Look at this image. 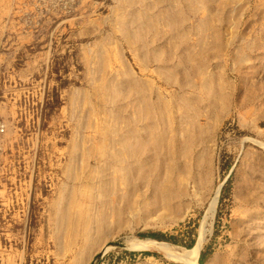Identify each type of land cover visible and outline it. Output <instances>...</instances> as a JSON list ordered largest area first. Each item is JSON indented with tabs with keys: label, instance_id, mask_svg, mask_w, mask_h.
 <instances>
[{
	"label": "rangeland",
	"instance_id": "rangeland-1",
	"mask_svg": "<svg viewBox=\"0 0 264 264\" xmlns=\"http://www.w3.org/2000/svg\"><path fill=\"white\" fill-rule=\"evenodd\" d=\"M0 2V264H188L199 239V264H264V0ZM169 179L182 213L144 200Z\"/></svg>",
	"mask_w": 264,
	"mask_h": 264
},
{
	"label": "bare ground",
	"instance_id": "bare-ground-1",
	"mask_svg": "<svg viewBox=\"0 0 264 264\" xmlns=\"http://www.w3.org/2000/svg\"><path fill=\"white\" fill-rule=\"evenodd\" d=\"M1 1V0H0ZM216 2V1H215ZM0 3H2V2H0ZM6 5V4H5ZM8 5V4H7ZM1 8V7H0ZM7 8V7H6ZM206 8V7H205ZM2 9V8H1ZM10 9V8H9ZM229 10V9H228ZM4 11V10H3ZM2 11V12H3ZM240 11V10H239ZM207 12V11H206ZM229 14V13H228ZM209 15V14H208ZM152 20V19H151ZM151 20H149V22H151ZM156 22H158V20L156 19V18H153V21L151 22L152 23V26H154L155 25V23ZM172 22L173 23H175V24H177V23H179V19H176V21L175 20H172ZM177 22V23H176ZM182 23V22H181ZM184 23V22H183ZM178 25V24H177ZM156 26V25H155ZM158 26V25H157ZM167 27H168V25H167ZM181 27V26H180ZM154 28V27H153ZM152 28V29H153ZM196 28V27H195ZM232 29V28H231ZM234 30H236V29H234ZM155 31H156V29H155ZM158 31V30H157ZM156 31V32H157ZM185 31H186V29H185ZM154 32V31H153ZM155 32V33H156ZM187 33V32H186ZM179 34V33H178ZM180 34H182L181 32H180ZM190 34V33H189ZM177 35V34H176ZM153 36H154V34H153ZM180 36V35H179ZM155 37V36H154ZM177 40H178V38H177ZM172 43V42H171ZM213 43V42H212ZM221 43V42H220ZM173 45H174V43H173ZM204 45V44H203ZM181 46V45H180ZM223 49H224V47H223ZM159 52V51H158ZM175 52V51H174ZM173 52V53H174ZM220 52H222V51H220ZM175 54V53H174ZM203 54V53H202ZM221 54H223V53H221ZM218 55V54H217ZM219 57V56H218ZM144 58V57H143ZM141 59V58H140ZM156 59V58H155ZM187 59V58H186ZM143 60V59H142ZM172 60H173V57H172ZM145 61V60H144ZM162 61V60H161ZM196 61V60H195ZM160 62V61H159ZM201 63V62H200ZM175 66V65H174ZM200 68H202V67H200ZM199 68V69H200ZM203 69V68H202ZM207 69V68H206ZM201 70V69H200ZM199 72V71H198ZM206 72V71H205ZM130 73V72H129ZM176 74V73H175ZM200 74V73H199ZM132 75V74H131ZM201 75V74H200ZM218 76V75H217ZM147 77V76H146ZM210 77V76H209ZM211 78V77H210ZM210 82V81H209ZM211 83V82H210ZM221 83H223V82H221ZM139 87V86H138ZM214 87H215V85H214ZM222 89V88H221ZM224 89V88H223ZM122 90V89H121ZM120 90V91H121ZM141 90V89H140ZM149 90V89H148ZM147 90V91H148ZM124 91V90H123ZM132 91V90H131ZM136 91V90H135ZM225 91V90H224ZM117 92H118V90H117ZM125 92V91H124ZM123 93V92H122ZM121 93V95H123ZM125 93H129V95H130V92H129V90H128V92H125ZM139 93H142V92H139ZM119 94H120V92H119ZM128 95V94H127ZM161 95V94H160ZM223 95V94H222ZM125 96V95H124ZM140 96V95H139ZM123 97V96H122ZM125 98V97H124ZM128 98V97H127ZM137 99V98H136ZM143 100V99H142ZM145 100V99H144ZM159 100H161V99H159ZM165 100V99H164ZM163 101V100H162ZM221 101V100H220ZM133 102V101H132ZM172 102V101H171ZM127 103V102H126ZM125 103V104H126ZM131 103V102H130ZM156 103V102H155ZM165 102H163V104H164ZM76 104V103H75ZM135 104V103H134ZM139 104V103H138ZM142 104V103H141ZM220 104H221V102H220ZM224 104V103H223ZM165 105V104H164ZM73 106V105H72ZM146 106V105H145ZM168 106V105H167ZM127 107V106H126ZM148 107V106H147ZM146 107V108H147ZM158 107V106H157ZM166 107V106H165ZM133 108V107H132ZM144 108V107H143ZM142 108V109H143ZM222 108V107H221ZM123 109H125V108H123ZM127 109V108H126ZM125 109V110H126ZM218 109V108H217ZM94 110V109H93ZM120 110H121V108H120ZM131 110H133V109H131ZM139 110V109H138ZM147 110V109H146ZM201 110V109H200ZM215 110V109H214ZM97 111V110H96ZM122 111V110H121ZM137 111V110H136ZM148 111V110H147ZM151 109H149V115H151L152 113H151ZM162 111V110H161ZM139 112H140V110H139ZM213 112V111H212ZM76 113V112H75ZM74 113V114H75ZM108 113V112H107ZM107 113H106V115H107ZM111 113V112H110ZM112 113H114V115H115V113L116 112H112ZM143 113H144V111H143ZM177 113V112H176ZM68 114V116L69 115H71V114H69V113H67ZM73 114V115H74ZM147 114V113H146ZM202 114V113H201ZM76 115V114H75ZM138 115H140V114H138ZM161 115V114H160ZM204 115V114H203ZM119 116V115H118ZM136 116H137V114H136ZM145 116V115H144ZM163 116H164V113H163ZM165 116H166V114H165ZM70 117V116H69ZM117 117V116H116ZM115 117V118H116ZM121 117V116H120ZM154 117V116H153ZM167 117V116H166ZM73 118V117H72ZM76 118V117H75ZM101 118H103V116H101ZM134 118H136V117H134ZM140 118H141V116H140ZM139 118V119H140ZM145 118H146V116H145ZM149 118V117H148ZM182 118V117H181ZM180 118V119H181ZM117 119V118H116ZM143 119V118H142ZM96 120V119H95ZM100 120V119H99ZM121 120V119H120ZM126 120V119H125ZM133 120V119H132ZM137 120V119H136ZM146 120H147V118H146ZM104 121H105V123H107L106 122V119L104 118ZM122 121V120H121ZM124 121V120H123ZM143 121V120H142ZM145 121V120H144ZM82 122V121H81ZM85 122H86V120H85ZM90 122V121H89ZM88 122V120H87V124L89 123ZM99 122V121H98ZM115 123L117 122V121H114ZM114 122L112 123V126H113V124H114ZM137 122H140V121H138L137 120ZM148 122V121H147ZM157 122V121H156ZM171 122V121H170ZM7 123V122H6ZM84 123V122H83ZM101 123H102V120H101ZM119 123H120V121H119ZM124 123H127V120H126V122L124 121ZM129 123V122H128ZM132 123V122H131ZM135 123V122H134ZM168 123V122H167ZM86 124V123H85ZM86 124V125H87ZM91 124V123H90ZM110 124V123H109ZM165 124V123H164ZM178 124V123H177ZM95 125V124H94ZM100 125V124H99ZM101 125H103V124H101ZM107 125V124H106ZM134 125V124H133ZM199 125V124H198ZM84 126V125H83ZM90 126H93L92 124L90 125ZM103 126H105V125H103ZM111 126V127H112ZM115 126V125H114ZM113 126V127H114ZM164 126V125H163ZM169 126V125H168ZM200 126V125H199ZM6 127V126H5ZM4 127V128H5ZM9 127V126H8ZM78 127V126H77ZM99 127V126H98ZM102 127V126H101ZM107 127V126H106ZM112 127V128H113ZM125 127H127L126 125H125ZM128 127H129V125H128ZM132 127V126H131ZM135 127H137V126H135ZM147 127V126H146ZM152 127V126H151ZM198 127V126H197ZM92 128H94V127H92ZM103 128V127H102ZM105 128V127H104ZM110 128V127H109ZM116 128H118V123H117V127ZM115 127L113 128V130L114 129H116ZM120 128V127H119ZM119 128H118V130H119ZM124 128V127H123ZM122 128V129H123ZM149 128V127H148ZM201 128V127H200ZM87 129V128H86ZM97 129V128H96ZM95 129V130H96ZM106 129V128H105ZM133 129V128H132ZM136 129V128H135ZM134 129V130H135ZM173 129V128H172ZM176 129V128H175ZM81 130V129H80ZM94 130V129H93ZM94 130V131H95ZM98 130V129H97ZM112 130V129H111ZM110 129H109V131H111ZM166 130V129H165ZM120 131V130H119ZM136 131V130H135ZM150 131H151V129H150ZM167 131V130H166ZM168 131H170V130H168ZM167 131V132H168ZM179 131V130H178ZM11 132V131H10ZM80 132V131H79ZM103 132V131H102ZM101 131H100V133H102ZM107 132V131H106ZM105 132V133H106ZM112 132V131H111ZM118 131L116 130V133H117ZM153 132V131H152ZM175 132H176V130H175ZM174 132V133H175ZM7 133V132H6ZM93 133V132H92ZM110 133V132H109ZM114 133V132H113ZM115 133V134H116ZM127 134H129L128 132H126ZM169 133V132H168ZM172 133V132H171ZM174 133H172V134H174ZM102 134H104V133H102ZM121 134V133H120ZM150 134H151V132H150ZM158 134V133H157ZM164 134H166V133H164ZM82 135V134H81ZM117 135V134H116ZM102 136V135H101ZM107 136H108V134H107ZM115 136V135H114ZM120 136V135H119ZM166 136V135H165ZM5 137V136H4ZM104 137H106L105 135H104ZM118 137V136H117ZM124 137H126V135L124 136ZM128 137V136H127ZM132 137V136H131ZM151 137V136H150ZM186 137V136H185ZM83 138H85V137H83ZM86 138H88V137H86ZM85 138V139H86ZM107 138V137H106ZM148 138V137H147ZM163 138H165L164 136H162V139L160 138V139H154V140H156L155 142H154V144H152V142L154 141L153 139V141L150 143L151 144V146H148V142H139L138 140L137 141H135L134 143H133V141L131 142V140H127V141H125L124 142V140H123V144H124V148L122 147V150L124 151L125 150V152L128 154V156L129 157H132V152H134L135 154L139 151V153H140V151H146V150H148L149 148H151L152 146H154V147H156L158 150H161V149H166V144L168 143L167 142V139H163ZM75 140H76V138H74ZM82 139V138H81ZM80 139V140H81ZM97 139H99V138H97ZM101 139V138H100ZM140 139H141V137H140ZM95 140V139H94ZM110 141H111V139H109ZM117 140V139H116ZM148 140H149V138H148ZM82 141H84V140H82ZM96 141V140H95ZM104 141V140H103ZM107 141V140H106ZM106 141H104V142H106ZM113 141H114V139H113ZM118 141V140H117ZM116 141V142H117ZM145 141V140H144ZM80 142V141H79ZM109 142V141H108ZM170 142V141H169ZM195 142V141H194ZM82 143V142H81ZM84 143V142H83ZM88 143V142H87ZM90 143V142H89ZM112 143V142H111ZM121 143V142H120ZM172 143V142H171ZM182 143V142H181ZM199 143V142H198ZM77 143L75 142V145H76ZM80 144V143H79ZM84 144H86V143H84ZM119 144V143H118ZM191 145H192V143H190ZM89 145V144H88ZM103 145V144H102ZM79 146V145H78ZM101 146V145H100ZM118 146V145H117ZM81 147V146H80ZM93 147H94V144H93ZM92 147V148H93ZM102 147V146H101ZM106 147V146H105ZM196 147V146H195ZM82 148V147H81ZM84 148V147H83ZM82 148V149H83ZM172 148V147H171ZM170 148V149H171ZM85 149V148H84ZM87 149H89L88 147H87ZM95 149V148H94ZM104 149V148H103ZM106 149H108V147L106 148ZM112 150H113V148H111ZM121 149V148H120ZM184 149H185V147H184ZM101 150V149H100ZM99 150V151H100ZM109 151H110V149H108ZM107 150V151H108ZM79 151V150H78ZM81 151H83V150H81ZM80 151V152H81ZM85 151H86V149H85ZM88 151V150H87ZM103 151V150H102ZM101 151V152H102ZM106 151V150H105ZM114 151H115V149H114ZM117 151H118V149H117ZM120 151V150H119ZM153 151V150H152ZM163 151V150H162ZM165 151H167V150H165ZM168 151H171V150H168ZM183 151V150H182ZM181 151V152H182ZM89 152V151H88ZM111 153H112V151H110ZM121 152V151H120ZM172 152V151H171ZM189 152V151H188ZM191 152V151H190ZM82 153H84V152H82ZM81 153V154H82ZM87 153V152H86ZM85 153V155H87ZM91 153H93V152H91ZM91 153H89L90 155H91ZM104 153V152H103ZM163 153V152H162ZM165 153V152H164ZM204 153V152H203ZM90 155H89V157H90ZM93 155V154H92ZM92 155H91V157H92ZM96 155V154H95ZM103 155V154H102ZM119 155V154H118ZM178 155V154H177ZM77 156V155H76ZM104 156V155H103ZM108 156H110L109 155V153H108ZM128 156H126V157H128ZM74 157H75V155H74ZM85 159H87L85 156H83ZM114 157V156H113ZM121 157V156H120ZM125 157V158H126ZM77 158V157H76ZM84 158H82V159H84ZM94 158V157H93ZM101 158H103V157H101ZM112 158V157H111ZM122 158V157H121ZM201 158V157H200ZM199 158V159H200ZM75 159V158H74ZM84 159V160H85ZM96 159V158H95ZM120 159V158H119ZM124 159V158H123ZM135 159H137V158H135ZM73 160V159H72ZM81 160V159H80ZM106 160V159H105ZM114 160H116V159H114ZM126 160H127V158H126ZM126 160H124V163H125V161ZM128 160H129V158H128ZM134 160V159H133ZM75 161V160H74ZM86 161V160H85ZM85 161H80V162H84V166H85ZM118 161V159L116 160V161H114V163L115 162H117ZM122 161V160H121ZM158 163H157V166H155V169H154V171H155V173H158L157 175L158 176H160L161 174H162V170H161V164H160V160L158 159ZM73 162V161H72ZM88 162V161H87ZM86 162V163H87ZM104 162V161H103ZM107 162V161H106ZM166 162V161H165ZM208 162H209V160H208ZM78 163H79V161H78ZM176 163V162H175ZM197 163H199V162H197ZM203 163V162H202ZM210 163V162H209ZM104 164H106L105 162H104ZM108 164V163H107ZM170 164H171V162H170ZM75 165V164H74ZM73 165V166H74ZM77 165V164H76ZM75 165V166H76ZM82 165V164H81ZM92 165V164H91ZM91 165H89V167H91ZM154 165V164H153ZM169 165V164H168ZM198 165V164H197ZM87 166H88V164H87ZM93 166V165H92ZM146 166V165H145ZM88 167V168H89ZM113 167V166H112ZM119 167V166H118ZM118 167H113V168H118ZM122 167H124V166H122ZM144 167V166H143ZM110 169H111V167H109ZM121 168V167H120ZM202 168V167H201ZM200 168V169H201ZM80 169V168H79ZM103 169V168H102ZM104 169H106V168H104ZM76 170V169H75ZM108 171H109V169H107ZM143 170L144 169H141V168H139V167H128L127 168V171H125L127 174H129L130 176L132 175V174H134V173H137V176H138V179L139 178H142V175H144L143 174ZM80 171H82V170H80ZM80 171H78L79 172V174L81 173ZM106 170H104V172H105ZM111 171V170H110ZM116 170H114V172H115ZM180 171V170H179ZM201 171V170H200ZM199 171V172H200ZM112 172V171H111ZM117 172H118V170H117ZM75 173V172H74ZM108 173V172H107ZM113 173V172H112ZM119 173V172H118ZM123 173V172H122ZM151 173V172H150ZM106 174V173H105ZM109 174V173H108ZM114 174V173H113ZM112 174V175H113ZM116 174V173H115ZM172 174H174V171H167V175L169 176V178H171L172 177ZM73 175V174H72ZM77 175H78V173H77ZM74 176V175H73ZM80 176V175H79ZM82 176V175H81ZM105 176V175H104ZM114 176V175H113ZM112 176V177H113ZM129 176V177H130ZM69 177V176H68ZM86 177V176H85ZM123 177V176H122ZM80 178V177H79ZM79 178H78V180H79ZM87 178V177H86ZM105 178V177H104ZM156 178V177H155ZM186 178H187V176H186ZM206 178V177H205ZM74 179V178H73ZM72 179V180H73ZM85 179V178H84ZM88 179H90V177L88 178ZM93 179V178H92ZM116 179V178H115ZM123 179V178H122ZM147 179H148V176H147ZM184 179V178H183ZM71 180V179H70ZM96 180V179H95ZM139 180H141V179H139ZM182 180V179H181ZM185 180V179H184ZM74 181V180H73ZM76 181V180H75ZM111 181H113V179H111ZM108 178H105V179H103V181L102 182H104V189L105 188H107V189H109V187H113V186H111L112 184H113V182H111ZM172 180H170L169 179V181L168 182H170L169 184H166V183H164V182H160V181H152V183H149V184H147V187H149V188H151L150 189V191H151V195H154L153 197L151 196V198L150 199H148V196L147 197H145L144 198V200L145 201H155L154 202V204H156V205H158L159 207H163V208H165L166 210H167V212H169L170 214L171 213H182V211H183V208L185 207V202H184V198H185V196L188 194V191H187V189H185L184 187H178L177 186V184H176V182H174V183H172L171 182ZM183 181V180H182ZM200 181H203V180H200ZM116 182V181H115ZM123 182V181H122ZM148 182V181H147ZM95 183V182H94ZM144 183V182H143ZM181 183V182H180ZM179 183V184H180ZM184 183V182H183ZM194 183V182H193ZM200 183V182H199ZM88 184V183H87ZM86 184V185H87ZM98 184V183H97ZM115 184V183H114ZM140 184V183H139ZM146 184V183H145ZM173 184V185H172ZM204 184V183H203ZM95 185H96V183H95ZM144 185V184H143ZM205 185V184H204ZM89 186H91L90 188H91V190H92V185H90L89 184ZM145 186V185H144ZM202 186V185H201ZM97 187V186H96ZM99 187H103V186H99ZM121 187V186H120ZM139 187L141 188V186L140 185H138V183H136L135 185H133V184H131V182L130 183H128L127 184V187H126V189H127V192L125 193V194H123V195H115L114 197V201H129V203H131V201H142V195L140 196V194H139V198L140 199H138L137 197H135L136 195L138 196V194H137V189H139ZM89 188V187H88ZM110 188V189H111ZM114 188V187H113ZM78 189V188H77ZM102 189V188H101ZM115 189V188H114ZM121 189V188H120ZM124 189H125V187H124ZM191 189V188H190ZM196 189V188H195ZM198 189V188H197ZM208 189V188H207ZM98 190H99V188H98ZM200 190V189H199ZM209 190V189H208ZM89 191H90V189H89ZM94 191V190H93ZM202 191V190H201ZM205 191H207V190H205ZM92 192V191H91ZM114 192V191H113ZM65 193V192H64ZM63 193V194H64ZM75 193V192H74ZM115 193V192H114ZM122 193V192H121ZM195 193V192H194ZM207 193V192H206ZM98 194V193H97ZM112 194V193H111ZM193 194V193H192ZM204 194V193H203ZM68 195V194H67ZM89 195V194H88ZM94 194H91L90 196H88V197H86V195H85V199H91V198H93L94 196H93ZM190 195V194H189ZM201 195V194H200ZM68 197V196H67ZM101 197V196H100ZM113 197V196H112ZM112 197H111V200H112ZM195 197V196H194ZM197 197V196H196ZM195 197V198H196ZM105 198V197H104ZM104 198H103V200H104ZM137 198V199H136ZM186 198H188L187 196H186ZM186 198H185V200H186ZM202 198V197H201ZM218 198H219V191L217 192V194H216V196L214 197V199H213V201H211V203L209 204V207H208V209H207V213H206V217H205V220H207V219H209V218H213L214 217V214H215V211H216V206H217V203H218ZM100 199H102V198H100ZM62 200V199H61ZM61 200H59V201H57V202H60ZM92 200V199H91ZM95 200V199H94ZM99 200V199H98ZM197 200V199H196ZM202 200V199H201ZM65 201V200H64ZM68 201V200H67ZM76 201V200H75ZM90 201V200H89ZM102 201V200H101ZM113 201V200H112ZM66 202V201H65ZM78 202V201H77ZM187 202V201H186ZM61 203V202H60ZM125 203V202H124ZM128 203V204H129ZM66 204V203H65ZM135 204V203H134ZM59 205V204H58ZM58 205H57V207H58ZM129 205H131V204H129ZM65 206V205H64ZM59 211H61V210H59ZM67 211L68 210H66L65 209V213H67ZM164 211V210H163ZM62 213H63V210H62ZM65 213H63L62 214V216L64 217V216H66V215H64ZM70 213V212H69ZM68 213V214H69ZM59 215H60V213H58ZM150 214H152V213H150ZM168 214V213H167ZM61 216V217H62ZM68 216V215H67ZM141 216V215H140ZM151 217V216H150ZM153 217V216H152ZM66 218V217H65ZM149 218V217H148ZM150 219V218H149ZM64 219H62L60 222H62ZM66 220V219H65ZM64 220V221H65ZM122 222V221H121ZM61 226H62V224H61ZM61 226H60V228H61ZM63 227V226H62ZM85 230H87V229H85ZM89 232V231H88ZM73 234V233H72ZM71 234V235H72ZM86 235V234H85ZM59 236V235H58ZM86 236H88V235H86ZM74 237V236H73ZM57 240H59V242H62V241H60V239H57ZM88 241V240H87ZM86 241V242H87ZM157 243H161L160 241L159 242H157L156 240H152V239H148V240H140V242L138 243V247H146V246H148V244H157ZM133 244V243H132ZM134 245V244H133ZM161 245H163V246H168L167 244H165V243H163V244H161ZM202 246H203V240L202 239H199L198 240V242L196 243V245L192 248V249H189L188 250V258L187 257H184V258H182V257H179V258H181V259H183V261L185 262V263H188V264H199L198 263V259L200 258L199 257V254H200V252H201V249H202ZM136 248H137V246H136ZM182 253V252H181ZM177 256V255H176ZM180 256V255H179ZM182 256V255H181ZM178 257V256H177ZM199 257V258H198ZM76 262V261H75ZM74 262V263H75Z\"/></svg>",
	"mask_w": 264,
	"mask_h": 264
},
{
	"label": "trees",
	"instance_id": "trees-1",
	"mask_svg": "<svg viewBox=\"0 0 264 264\" xmlns=\"http://www.w3.org/2000/svg\"><path fill=\"white\" fill-rule=\"evenodd\" d=\"M152 236H156V235H152Z\"/></svg>",
	"mask_w": 264,
	"mask_h": 264
}]
</instances>
